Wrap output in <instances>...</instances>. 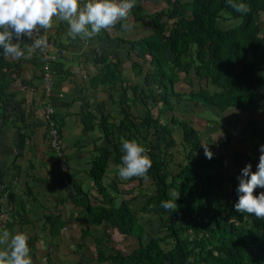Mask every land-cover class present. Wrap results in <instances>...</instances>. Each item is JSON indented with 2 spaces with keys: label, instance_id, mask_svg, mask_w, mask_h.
I'll use <instances>...</instances> for the list:
<instances>
[{
  "label": "trees",
  "instance_id": "trees-1",
  "mask_svg": "<svg viewBox=\"0 0 264 264\" xmlns=\"http://www.w3.org/2000/svg\"><path fill=\"white\" fill-rule=\"evenodd\" d=\"M145 1L135 0L127 20L114 27L91 38L78 36L75 40L90 47L89 55L67 54L52 65L56 72L66 74L55 85L56 92L74 75L73 65L98 73L90 76L88 84L76 82L67 97L73 107L83 104L72 128L66 115L60 116L57 110L48 124L40 126L37 122L41 111L37 92L43 79L38 49L31 54L25 49L21 58L5 57L0 49V234H27V226L34 228L44 220L43 230L49 235L44 232L40 236L52 241L60 237L67 221L59 209H51L46 203L61 198L60 204L70 203L84 213L82 237L91 238L96 248V258H83L87 264H264V219L234 210L237 177L248 163L256 171L258 148L264 144V128H257L258 118L264 113V0H237L247 5L244 14L235 12L226 0H166L154 10L144 7ZM221 20L228 25L221 27ZM57 21V32L51 28L56 44L77 52L76 41L67 37V23L53 18L52 25ZM125 23L129 29L122 27ZM60 30H65L61 34L66 40L60 37ZM133 30L136 32L132 36L138 33L139 38L130 40L127 34ZM20 43L22 47L32 45L28 36ZM124 53L127 60H120ZM113 56L119 61L115 62ZM126 62L131 64L137 81L126 77L120 68L119 64L124 68ZM25 67L30 71L27 76ZM194 73L204 85L190 92L176 89L181 74L192 85ZM99 88L106 90L112 103L109 107L106 102L99 103L94 93L85 96ZM95 102L99 104L90 105ZM190 105L211 113L234 110L251 115V122L243 125L242 131L250 133L249 140L255 135L256 149L246 157L235 153L239 171L229 169V175L224 174L226 156L219 146L210 149L214 154L211 160L205 157L201 131L192 120H180L178 116ZM53 132L60 138L66 169L57 161L55 168L45 166L52 184L46 189L43 186L41 194L42 190H34V171L43 165L37 147L47 149L48 145L52 149ZM66 132L70 136L80 132L86 140H95L82 145ZM11 135L13 144H6V137ZM178 135H183L180 148ZM122 139H134L148 149L152 168L147 181L119 178ZM160 147L161 153L156 154ZM75 148L92 153L81 156ZM178 154L186 162L172 173L169 163ZM72 170H78L77 177ZM58 177L67 184L69 195L54 191L59 186ZM261 191L264 189H257L254 195ZM39 196L45 197V204H39ZM168 200H176L173 211L161 207V201ZM41 209L47 210L44 215L37 213ZM111 230L133 238L138 247L122 252L111 246ZM77 247L86 246L78 243ZM44 259L45 264H54L50 254Z\"/></svg>",
  "mask_w": 264,
  "mask_h": 264
},
{
  "label": "clouds",
  "instance_id": "clouds-1",
  "mask_svg": "<svg viewBox=\"0 0 264 264\" xmlns=\"http://www.w3.org/2000/svg\"><path fill=\"white\" fill-rule=\"evenodd\" d=\"M226 2L237 13L244 14L248 11L245 3L237 2V0H226ZM134 5L135 0H86L83 4L81 0H0V49L3 50V55L5 57L21 58L25 54V49L29 54L36 49L39 51L38 57L41 60L43 79L42 83H40L41 87L38 89L37 97H40L39 104L42 106L41 111L43 114L46 113L48 108H51L53 113L56 112L55 94L57 97L63 98L68 106H72L67 98L69 94L63 93L61 87L60 91H55V85L57 84L55 83V78L58 77L60 81L61 78H66V74L58 75L52 65L71 53L57 45L52 35L49 34L53 18L67 23V37L73 40L78 36L80 38H91L100 33L101 30H108L118 22L127 20ZM122 27L129 29L130 25L125 23L122 24ZM40 30L44 34L33 42L31 39L33 33ZM24 36L29 37V41L32 43L31 46H21L20 41ZM47 42L54 47L53 50H47L51 59L44 58L40 50ZM125 66L130 68L131 64L126 62L124 68L122 66L124 72ZM75 67L77 66L73 65L71 70ZM79 69L82 70V68ZM84 71L86 72L85 78L87 77L88 83L90 82V76L98 74L94 73L88 76L90 72H96L91 68L90 70L84 69ZM73 73L75 74L74 71ZM134 76L136 77V75ZM47 78L49 83L50 81L52 83L51 89L46 87L49 84L46 81ZM66 82L69 85H75L76 80L69 77ZM66 82L62 84L64 85ZM42 86H45V88L42 89ZM99 89L102 90V88ZM49 90L51 95L47 96V93L50 92ZM95 91H92V93L97 95ZM121 146V151L123 152L122 163L117 166L119 178L121 180H129L133 177H139L147 181L149 179L148 173L152 168V160L148 155V149L134 139H122ZM51 147V151L48 154L41 155L40 158L44 160L45 156H50V158L55 156L54 161L61 163V166H65L64 169H66L59 136L57 148H54L52 143ZM203 149L205 157L211 160L214 154L208 145L203 146ZM258 151L260 155L256 171L253 172L252 164L248 163L241 169L240 175L237 177L239 181L236 189L238 200L234 203V210L241 214L254 215L257 219H264V191L254 195L257 189H264V144L259 146ZM181 162L182 160L180 159L178 163ZM37 169L39 168L37 167ZM161 207L165 210L173 211L177 208L176 200L174 202L171 200L161 201ZM28 239L29 237L25 232H17L14 235H10L8 231H4L0 234V264H32Z\"/></svg>",
  "mask_w": 264,
  "mask_h": 264
},
{
  "label": "rangeland",
  "instance_id": "rangeland-1",
  "mask_svg": "<svg viewBox=\"0 0 264 264\" xmlns=\"http://www.w3.org/2000/svg\"><path fill=\"white\" fill-rule=\"evenodd\" d=\"M165 1L166 0H148L144 2V7H147L148 9H157L158 5H160V3H162V5H165ZM183 1H190V0H183ZM152 5V6H149ZM221 24V27L228 25V22H225L223 20H221L219 22ZM262 23L264 26V16H262ZM148 27H152V22L151 21H147ZM59 26V22H56V26L52 25L51 28H54L57 32V27ZM56 27V28H55ZM226 27V26H225ZM65 30H68V26L65 25ZM54 29H49V34L52 35L54 34ZM65 30H60L59 34H61V32H65ZM132 32H136L135 30L131 31V35L127 34V37L130 40L133 39H138L136 38L135 34L134 36H132ZM151 32V31H149ZM111 35L113 37L116 36H123V34L120 33H111ZM66 35H62L60 37H64V39L66 40ZM124 37V36H123ZM126 39V38H125ZM29 40V37H28ZM76 42H74V45H77V52H75L73 49H67L68 53L70 52L71 54L74 55H80L82 57H85V55H89V51L91 50L90 47L79 41V40H75ZM26 43L29 44V42L26 40ZM30 45V44H29ZM47 48L53 50L54 47L51 44H47ZM65 49V48H64ZM126 49H130V45H126ZM123 52V51H122ZM122 55V54H121ZM127 53H124L121 58L119 57L120 60H127L126 58ZM115 62H118L119 59L116 58L115 56H113ZM83 60V59H81ZM126 64V63H125ZM120 68L122 70H124L122 68L123 63H120ZM75 74L73 76H71V79L74 78L76 80V82L78 83V85H84V84H88V79L85 78V74L86 72L84 71V69L82 68L79 69L78 67H75L72 69ZM95 72H90L88 74V76L94 74ZM57 74L58 75H62L63 72L57 70ZM98 74H95L94 76H97ZM135 74L132 72V70L129 67L125 66V76H132L131 78L135 81L138 80V77L134 76ZM181 79H180V83L176 86L177 90H182V91H187L190 92L193 89H198L200 85H204V83H200L199 79L197 76H195V73L192 77V85H190L189 83H186L185 80V75L181 74L180 75ZM56 83L58 84L60 81L55 78ZM75 82V83H76ZM52 83L50 81V83L48 85H46V87L51 89ZM73 87L74 84L69 85L68 82H66L64 85L61 84V91L64 92L65 94H71V92H73ZM205 87V86H204ZM45 88V86H42V89ZM95 93H97V99L99 101V103L101 102H106L107 103V107L110 106L111 100L109 99L108 94H106V90L104 89H98L95 91ZM80 96H82L83 94H79ZM87 96H93V93L91 92L89 95L87 94ZM68 97V95H67ZM98 102L95 103H91L90 105H92L93 107H95L96 105L99 104ZM83 104L81 103H77L74 107H70L69 109L77 112L81 111ZM206 109V110H204ZM69 111V110H68ZM42 111H38L37 115V122L39 124L40 122V126L43 124H47L48 123V117L46 115V113H42ZM179 119L180 120H192V123L194 125V127L198 130L201 131L202 133V140H203V144L204 145H208L209 149L215 148L216 146H219V150L226 156L225 158V169H224V174L225 175H229V169H231L234 172L239 171L240 167L236 165V163L234 162V156L235 153H239L240 155H244L246 156H250V154L253 153V151H255L256 149V138L255 135H252L253 140H249V136L250 133H244L242 131L243 125H247L249 124V122H251L252 118L251 115L249 113H238L234 110H232L231 112H227L226 114H218L215 111L212 113L210 111H207V108H203V109H195L194 106L190 105L187 106L185 108V112L183 114L178 113ZM79 118V117H78ZM77 116H70V115H66V121H67V125L68 127L73 126L76 122H77ZM262 118V119H261ZM258 122H257V128H264V113L263 115L258 118ZM36 122V119L33 121ZM218 124V125H215ZM219 127L225 128V129H219ZM246 127V126H245ZM42 131L45 130V128L41 127ZM80 133V132H78ZM66 135L70 134L68 132H66ZM82 134L80 133L77 136V133L74 132V136H70V138L72 139V141H74V139H78L80 141V143L82 145H86V141L89 140H95L93 137H90V139H87L84 136H81ZM3 140V139H2ZM1 140V141H2ZM12 140V135L10 137H6V144H13L11 143ZM183 140V135H178L176 136V141L178 144V148H180V143ZM261 141V140H260ZM8 145V146H10ZM3 148V147H2ZM51 151V149H48V145H47V150L45 148H42L41 150L37 149V153L39 156L41 155H45L48 154V152ZM76 151V150H75ZM74 151V152H75ZM176 151V149H175ZM156 152V150H155ZM89 153H92V150H83L81 151V155L82 156H86ZM161 153V147L160 149H158V151L156 152V154H160ZM171 156V154H170ZM177 159L175 158H171L172 163H169L170 167H171V171L172 173H176L177 168L180 169L178 162H180L181 159V155H177ZM3 156L0 157V167H2L1 161H2ZM168 160H170V157L168 158ZM46 162V161H44ZM186 162L185 158H183V162ZM51 166V165H50ZM55 168V166H52ZM62 168L64 169L65 166H62ZM5 172H7L6 169H3ZM38 170V172H36ZM78 172V170H72V173L74 174V176L77 177L78 174H76ZM34 173L36 174V180L34 181V190H42L41 194H43V186L46 185L45 189L50 186L52 184V180H49L48 175H47V171L46 168L43 166H40L39 169H36L34 171ZM41 179V180H38ZM48 179V180H47ZM86 181V179H84ZM46 181V183L44 182ZM57 181L59 182V186L54 188V191L56 192V194H61L62 196L65 195H69V189L66 183H63V179L62 178H57ZM87 182V181H86ZM70 188V186H69ZM127 189H132V186L129 187L127 186ZM125 190V188H124ZM46 194H49L48 191H46ZM96 192H93V195H95ZM126 195L128 196V194L126 193ZM39 200V204H45V197L42 198L41 196H39L38 198ZM51 199V197H50ZM62 199L61 198H56V199H51V201L47 202L46 204L48 206H50L51 209L57 208L59 209L62 213H63V217L64 219L67 221V227L66 229L63 231V234L54 239L52 241V239L50 237L47 238H42L40 235H45L48 234L49 235V231L48 230H43L44 227V220L37 222L36 226L34 228H29L28 226L25 228L27 235L29 237L28 239V244L29 247L32 249V255H31V259H32V264H45V256L47 254H50L53 258V263L54 264H78V262L80 260H83V258L85 257H92V258H96V254H95V244L93 243V241L91 240V238H86L83 239L82 237V229L84 228V224H85V220H84V213L81 212V209L78 208L76 209L72 204L70 203H66V204H60V201ZM94 201V199L92 200ZM37 206L39 207V205L37 204ZM42 211L38 210L37 213H42V215L45 214V211L47 210H43ZM40 211V212H39ZM60 211H56L57 213H60ZM32 212H35L34 210H32ZM38 217H41V214H39ZM36 217V218H38ZM45 232V234H44ZM108 234H110L111 237V243L110 245L113 247H116V249H118L119 251L122 252H130L133 251L134 249H136L138 247V245L136 244L135 240L133 238H126L123 237L122 235H120L116 230H111L108 232ZM50 242H54L53 246L50 245ZM81 243L83 246L85 245L86 247L83 248H79L77 247V244ZM87 249V251H86ZM83 253H85V255L83 256ZM84 264H87L84 261Z\"/></svg>",
  "mask_w": 264,
  "mask_h": 264
},
{
  "label": "crops",
  "instance_id": "crops-1",
  "mask_svg": "<svg viewBox=\"0 0 264 264\" xmlns=\"http://www.w3.org/2000/svg\"><path fill=\"white\" fill-rule=\"evenodd\" d=\"M24 73H25V75L27 76V75H29V73H30V71H29V69L28 68H24ZM64 93V92H63ZM54 102H55V108H56V110H57V113L60 115V116H64V115H70V113L71 112H75V111H73V110H71V109H69L70 108V106H68V104L65 102V100L63 99V98H60V97H57L56 96V94H55V98H54ZM39 107L41 108L42 106H41V104H39ZM71 107H73V106H71ZM69 110V111H68ZM76 113V112H75ZM76 116H77V118L79 117V112H77L76 113ZM67 141H68V138H67ZM76 141V140H75ZM43 147H41V146H38L37 147V149H39V150H41ZM77 148H78V146H77ZM77 148H75V150L77 149ZM81 149H82V147H80ZM84 151H85V149H83ZM83 150H78L77 149V151H78V153H81V151H83ZM55 157V156H54ZM54 157H52V158H50V156H45L44 157V160L43 161H39L40 163H43V165H41V166H43V167H45V166H48V164L49 165H51V166H55V159H54ZM44 161H46V162H44ZM37 163H38V161H36ZM40 166H38V168H39ZM57 169H58V167H57ZM36 172H38V171H36ZM58 176H60V175H58Z\"/></svg>",
  "mask_w": 264,
  "mask_h": 264
},
{
  "label": "built area",
  "instance_id": "built-area-1",
  "mask_svg": "<svg viewBox=\"0 0 264 264\" xmlns=\"http://www.w3.org/2000/svg\"><path fill=\"white\" fill-rule=\"evenodd\" d=\"M43 34L44 33L42 32V30H40L39 32H34L31 39L34 42L35 39L39 38V36L40 35H43ZM47 39H48V37H47ZM47 44H48V42H47ZM47 44L46 45H43L40 48V50H41L44 58L51 59V58H49V55L47 53V50H48ZM46 81H47V83H49L48 78L46 79ZM50 95H51V91L47 93V96H50ZM52 113H53L52 109L51 108H48L47 111H46L47 117L50 118ZM51 135H52L51 143H52V145H53L54 148H57V146H58V134H57V132H53Z\"/></svg>",
  "mask_w": 264,
  "mask_h": 264
}]
</instances>
